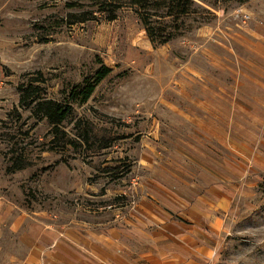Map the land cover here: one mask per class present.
<instances>
[{
	"label": "rangeland",
	"instance_id": "1",
	"mask_svg": "<svg viewBox=\"0 0 264 264\" xmlns=\"http://www.w3.org/2000/svg\"><path fill=\"white\" fill-rule=\"evenodd\" d=\"M156 1L120 0L108 20L106 0H0V264H22L45 227L122 226L139 203L151 221L120 228L176 256L164 264H264V0H190L181 16ZM102 66L92 97L74 101ZM20 84L71 105L61 141L19 106Z\"/></svg>",
	"mask_w": 264,
	"mask_h": 264
},
{
	"label": "crops",
	"instance_id": "2",
	"mask_svg": "<svg viewBox=\"0 0 264 264\" xmlns=\"http://www.w3.org/2000/svg\"><path fill=\"white\" fill-rule=\"evenodd\" d=\"M216 90L217 92L224 91L222 88ZM216 95L219 96L220 94L216 93ZM198 105L206 109L209 115H212V110L215 108L210 106V102L207 101L200 102ZM214 116L218 120V126L214 129V136L225 139L221 133H226V119L220 111H217ZM253 119L256 130L259 118L254 113ZM255 130L254 133H256ZM257 134L259 133H256L255 136H258ZM260 142L264 144L263 141ZM262 160L264 161V157L256 154L257 168L262 166ZM138 205L133 207L134 212L130 214V217L122 218V226L113 224L112 227L108 228H95L83 224V226L74 225L75 227L70 226L61 230L45 227L50 229L46 235L48 238L35 244L25 256L22 264H164L175 261L176 256L173 259L169 257L170 260L166 261L165 256L157 257L147 249L141 251L126 242L125 238L128 239L129 235L122 231L123 227L133 234V231L136 232L134 226L140 225L141 222L151 221L148 215H152V212L147 210L150 208L149 205ZM116 222L118 223L120 220H116ZM176 264H181L179 259Z\"/></svg>",
	"mask_w": 264,
	"mask_h": 264
},
{
	"label": "trees",
	"instance_id": "3",
	"mask_svg": "<svg viewBox=\"0 0 264 264\" xmlns=\"http://www.w3.org/2000/svg\"><path fill=\"white\" fill-rule=\"evenodd\" d=\"M148 0H127V4L130 6H146L148 5ZM157 6L161 8H168L169 11H175V16L186 15L189 12L190 5L193 4L190 0H157ZM168 3V4H166ZM122 2L120 0H106V11H108L109 16L108 20H114L115 14L114 12L121 8ZM174 5L176 8H172ZM167 15H171L168 14ZM144 20V27L145 31L153 42V33L150 32V28H148V19L143 18ZM84 19H77L78 22H84ZM167 41H161L159 45L165 44ZM111 72V68H107L102 66L94 76V82L92 83H85L83 86L75 87L72 89L71 94H73L74 101H78V103H85L87 102L93 95L96 86L101 83ZM33 81H39L38 78H35ZM19 91V106L28 108L31 107L32 112L35 116L38 117L39 120H45L49 125H52V134L54 136V140L61 141L63 137V132L61 131V125L66 119L72 114L73 109L71 108L70 104L62 105L52 99L46 100L41 95L42 89L39 85H24L20 84L18 87ZM82 138L84 139L85 143H90L92 141L90 131H83ZM118 138H110L105 139L104 141L101 140L102 146L101 148L105 149L108 148L114 140ZM74 144V143H73ZM110 144V145H109ZM75 145V144H74ZM29 166V162L27 160L22 159H15L12 164L13 171H22L23 169ZM117 168H109L104 170L107 173H111L116 171Z\"/></svg>",
	"mask_w": 264,
	"mask_h": 264
}]
</instances>
